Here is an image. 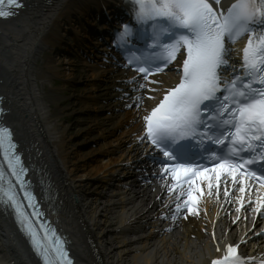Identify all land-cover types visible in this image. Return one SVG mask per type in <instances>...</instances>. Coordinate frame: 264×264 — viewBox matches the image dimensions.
Segmentation results:
<instances>
[{
	"label": "snow or ice",
	"instance_id": "snow-or-ice-1",
	"mask_svg": "<svg viewBox=\"0 0 264 264\" xmlns=\"http://www.w3.org/2000/svg\"><path fill=\"white\" fill-rule=\"evenodd\" d=\"M129 3L132 20L118 30L114 41L133 53L127 66H134L148 80L152 72L162 71L183 55L177 69L179 82L142 117L144 132L137 137L153 146L150 158L161 165L164 186L175 197L172 219L184 210L198 214L195 193L202 194L205 183L211 192L213 176L217 192L229 176L241 193L246 190L245 175L264 184V31H256L264 29V0H233L226 8L221 0ZM4 4L0 0V18L13 14L3 10ZM7 4L20 6L18 0ZM243 35L248 39L237 65L230 44ZM133 37L144 41L147 55L133 48ZM16 148L11 129L0 126V204L14 210L41 264H73L56 230L43 219L39 229L31 222V217L42 218L44 212ZM224 195H229L227 189ZM26 207L32 209L31 216ZM255 211L264 215V197ZM211 264H256V259L242 257L238 245L229 243Z\"/></svg>",
	"mask_w": 264,
	"mask_h": 264
},
{
	"label": "bare ground",
	"instance_id": "bare-ground-1",
	"mask_svg": "<svg viewBox=\"0 0 264 264\" xmlns=\"http://www.w3.org/2000/svg\"><path fill=\"white\" fill-rule=\"evenodd\" d=\"M88 5L89 0H29L16 19L0 23V78L6 103L11 108V116H6V120L27 146L35 143L39 147L44 160L41 167L55 173L66 191L75 195V204L63 206L61 220L69 219L70 229L75 230L76 225L97 241L103 255L100 264H205L217 253V245L223 248L229 243L253 242V235L262 223L256 222L259 218L253 219L256 208L253 203L238 202L242 196L230 176L226 183L221 182L219 192L215 177L211 192L205 183L203 193L197 194L206 200V206L199 204L200 212L195 218L187 215L178 229L160 236L154 235V228L145 230L139 225V221L144 225L151 221L149 205L156 193L152 186L107 192L99 184L97 178L108 174L110 166L125 156L129 158L138 149L134 133L139 121L134 111L106 112L116 106L112 97L117 92L111 88L123 78L120 70L93 68L94 64L73 58L52 60L49 55L62 41L65 21L77 9ZM44 49L47 54L44 52L42 64H38L37 57ZM51 79L72 87L46 85ZM73 82L85 86L76 89ZM65 91L68 98L77 102H64ZM80 97L87 100H79ZM102 99L110 100L102 103ZM91 109L104 112L76 118L73 127L61 122L67 119L69 111ZM78 133L83 134L82 140L72 139ZM89 141L98 142L87 151L78 152V146ZM90 161L95 164L89 165ZM225 189L229 192L227 197ZM3 223L2 220L0 237L8 248L10 244L14 248L8 261H21L23 246L8 238ZM118 227L136 232L121 236L115 233ZM71 238L74 248L79 249L81 242ZM82 250L83 247L78 250L79 264H92L93 259L83 257Z\"/></svg>",
	"mask_w": 264,
	"mask_h": 264
},
{
	"label": "rangeland",
	"instance_id": "rangeland-1",
	"mask_svg": "<svg viewBox=\"0 0 264 264\" xmlns=\"http://www.w3.org/2000/svg\"><path fill=\"white\" fill-rule=\"evenodd\" d=\"M51 57L53 58V60H55L56 59V57L53 55V54H51ZM40 60L38 61V63L40 64ZM65 83H63L61 80H55V79H51L50 80V82L49 83H47L46 85H49V86H51V87H55V86H62V85H64ZM69 87L70 85L69 84H67L66 83V85H64V87ZM85 86V83H81L80 82V84H76L75 86H73L74 88H76V89H80V88H82V87H84ZM70 87H72V86H70ZM66 92V99H65V101L64 102H66L67 101V103H72V102H77V99H70V98H68V91H65ZM68 113V117H67V119L66 120H61V122H63L64 124H68V126L69 127H73L74 125L72 124L73 123V121L75 122V119L76 118H86L85 116H78V114L77 113H74V112H67ZM60 119H63V118H60ZM77 123H79V122H77ZM80 125H82V124H80ZM79 126V125H78ZM77 126V127H78ZM69 131H74L73 129H71V130H69ZM73 137H76V141H79L81 138H83L84 136H83V134H81V133H78L77 135L75 134L74 136H72V139H73ZM82 140V139H81ZM98 141H95V142H93V141H89V142H86V143H83V144H80L79 146H78V148H77V150H78V152H83V151H87L88 149H90V148H92V147H94L95 145H96V143H97ZM88 164L90 165H93V164H95V161H90V162H88Z\"/></svg>",
	"mask_w": 264,
	"mask_h": 264
}]
</instances>
